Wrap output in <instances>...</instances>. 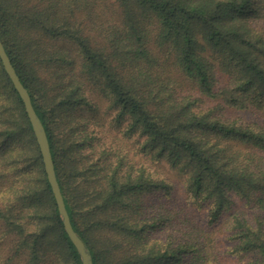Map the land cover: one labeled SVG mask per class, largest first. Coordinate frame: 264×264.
I'll return each instance as SVG.
<instances>
[{
  "label": "trees",
  "instance_id": "obj_1",
  "mask_svg": "<svg viewBox=\"0 0 264 264\" xmlns=\"http://www.w3.org/2000/svg\"><path fill=\"white\" fill-rule=\"evenodd\" d=\"M264 0H0L93 264H264ZM185 175L182 196L162 171ZM0 264H82L0 58Z\"/></svg>",
  "mask_w": 264,
  "mask_h": 264
},
{
  "label": "water",
  "instance_id": "obj_2",
  "mask_svg": "<svg viewBox=\"0 0 264 264\" xmlns=\"http://www.w3.org/2000/svg\"><path fill=\"white\" fill-rule=\"evenodd\" d=\"M0 58L7 74L9 75V77L13 82L14 87L16 88V90L18 91L19 95L22 98L26 112L31 121L42 154L45 171L47 173L48 180L50 182L53 194L55 196L58 211L63 221L65 231L67 232L73 244L76 246L82 264H93V258L90 248L88 244L83 240V238L78 234V232L74 229L70 219L69 212L66 208L64 196L62 194L61 187L56 175L54 160L51 153L50 143L46 129L41 121V118L39 117L33 106L31 96L27 88L22 83L14 65L12 64V61L4 47L1 38H0Z\"/></svg>",
  "mask_w": 264,
  "mask_h": 264
},
{
  "label": "rangeland",
  "instance_id": "obj_3",
  "mask_svg": "<svg viewBox=\"0 0 264 264\" xmlns=\"http://www.w3.org/2000/svg\"><path fill=\"white\" fill-rule=\"evenodd\" d=\"M227 113L229 115H240L248 120H258V121L264 120V117H261L259 114L253 113L249 110H233L232 112L228 111ZM161 167H162V171L166 174V176H168L171 181L175 182V185L178 188V195L176 196L177 201L180 204L185 203V197L182 196V190L186 178L185 175L180 173L177 169L171 167L167 163H162Z\"/></svg>",
  "mask_w": 264,
  "mask_h": 264
}]
</instances>
